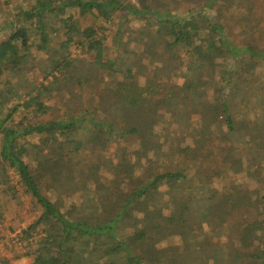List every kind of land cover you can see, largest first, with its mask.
I'll return each mask as SVG.
<instances>
[{"label": "trees", "instance_id": "trees-1", "mask_svg": "<svg viewBox=\"0 0 264 264\" xmlns=\"http://www.w3.org/2000/svg\"><path fill=\"white\" fill-rule=\"evenodd\" d=\"M190 1L0 0V186L37 214L23 258L264 264V0ZM48 99L67 114L40 119ZM58 174L72 179L59 202ZM218 235L249 247L214 252ZM179 236L182 254L158 245Z\"/></svg>", "mask_w": 264, "mask_h": 264}, {"label": "rangeland", "instance_id": "rangeland-1", "mask_svg": "<svg viewBox=\"0 0 264 264\" xmlns=\"http://www.w3.org/2000/svg\"><path fill=\"white\" fill-rule=\"evenodd\" d=\"M130 1H132L137 6H140L138 0H130ZM189 1L190 0H188V1L182 0V3H183L182 9L184 7H192L194 5L195 1H192V2L191 1L189 2ZM20 2H22V0H20ZM11 7H12V5L7 6L6 9H10ZM209 14H211V13L209 12ZM0 16L4 18L5 14L1 13ZM94 23H95V20L91 17H87V19H85V22H84L85 26H92V25H94ZM141 26H142L141 21L134 20L130 24L125 25L123 30L125 32H127V36H132V34L135 32V30H137V31L141 30ZM108 46L112 51H115L116 47L114 46V39L112 37H110ZM130 48H134L135 50L136 49L140 50V48H137L134 43L130 44ZM120 51H121V53H123L124 47H122V49ZM75 54L79 55L78 52ZM140 56H144L143 52L140 53ZM182 56H184V54L180 53V58ZM81 58L83 60H85L86 65H88V66H91L92 61L94 60L93 56H90V57L81 56ZM85 62H83V64ZM148 63L149 62L146 61V64H148ZM148 65L152 68L154 67V66H151L150 64H148ZM84 95L86 98L91 99V101L96 100V96H95L94 92L87 91V92H85ZM82 99H83L82 100L83 102H86L85 98L82 97ZM48 103L50 105L52 104V107H53L52 111L50 112V114L45 115L44 117H42L40 119L51 120L53 118L60 116L61 112L64 113L65 115L67 114L66 109L65 110L62 109V104L58 100L52 101V99L51 100L48 99ZM76 105L79 106V108L84 106L83 103H81V102H77ZM79 108H76V109H79ZM160 110H161V114H163V113L165 114V112L166 113L172 112L173 108L170 105H168L165 101H162L160 103ZM160 117H162V116H158L157 118L160 119ZM244 127L246 129L248 127V124L245 123ZM222 140L226 141L227 136L225 135V132L223 130H218L216 132V141L218 143H221V142H223ZM236 161H237V165H238L240 172L243 174L241 177H239L238 182L246 183V184H248V186L252 192L256 191L257 190V184L246 176L245 171L247 169L248 160L240 158ZM114 162L117 163L118 160H115ZM263 169L264 168H262V171H263ZM262 171L261 170L257 171L256 174L258 176H260ZM71 182H72V179H70L69 177H65L62 174H58L54 177L53 187H54L55 191L53 193H54V199L56 201L59 202V200L56 198V196H58L57 190H60L62 196L66 198V196H67L66 190L63 189L61 187V185L63 183H71ZM19 192H20V195H19L20 199L17 201H11L9 199V196L4 193L3 185L0 186V264H3L4 260H12L10 264H33L32 263L33 259L31 257H26V258L22 257L26 253L27 249L25 247L26 243H22L21 241H19V239H20L19 235L22 234V231L27 229L28 226L31 225L35 221L37 214L33 213L31 210L30 199L28 197H25L22 190H20ZM223 193L226 194V197H229L231 195H235L236 192L233 191L232 188H230V189H228V191L227 190L223 191ZM69 202H70V199H69ZM213 227H214V225H212V224L205 225L207 232L210 229H212ZM186 232L187 231H184V235L186 234ZM214 242L219 243L213 247L214 252L218 249L230 250L233 248H236L238 250L243 251V249H240L241 247H239V245L242 246V248H244V247L248 248L249 247L246 239H243L242 241H236L235 238H231V239L226 241L223 238H221V236H219V235L214 236ZM158 245L162 249H167L169 247L171 248V246H173V248H175V250L178 253L182 254V252H183V238H182V236L173 237L170 239H163L158 243ZM15 256L20 257V258L17 259ZM217 260H218V255H214L213 260H211L209 262H210V264H219Z\"/></svg>", "mask_w": 264, "mask_h": 264}]
</instances>
